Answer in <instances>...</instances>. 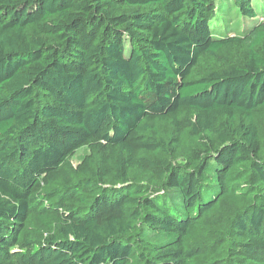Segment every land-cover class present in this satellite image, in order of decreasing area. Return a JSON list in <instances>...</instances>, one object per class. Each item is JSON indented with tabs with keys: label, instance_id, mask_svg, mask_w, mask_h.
<instances>
[{
	"label": "trees",
	"instance_id": "trees-1",
	"mask_svg": "<svg viewBox=\"0 0 264 264\" xmlns=\"http://www.w3.org/2000/svg\"><path fill=\"white\" fill-rule=\"evenodd\" d=\"M255 1L0 0V264H264Z\"/></svg>",
	"mask_w": 264,
	"mask_h": 264
},
{
	"label": "rangeland",
	"instance_id": "rangeland-1",
	"mask_svg": "<svg viewBox=\"0 0 264 264\" xmlns=\"http://www.w3.org/2000/svg\"><path fill=\"white\" fill-rule=\"evenodd\" d=\"M219 1V0H217ZM255 7L259 11V13L264 12V0H256ZM259 21L264 20V14L259 16ZM230 21V24L232 25V30L228 33L229 36H234L238 33L244 32L249 26L252 24V21L249 19H244L242 16H236V14L233 15L230 19H227ZM219 24L218 27V36L220 37V33H223L224 30V24ZM220 32V33H219ZM90 153V150L88 148H83L79 150L71 159V162L73 166L79 165L83 159ZM50 236V232L46 227L43 226L41 221L35 217L32 218L31 223L28 225L27 230L23 234L22 240H27L33 243V246L37 244L38 242L44 240L46 237ZM24 248H20V250H23Z\"/></svg>",
	"mask_w": 264,
	"mask_h": 264
}]
</instances>
